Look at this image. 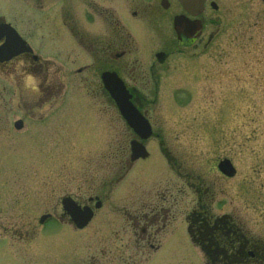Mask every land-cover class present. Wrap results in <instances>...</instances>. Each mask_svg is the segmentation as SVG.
<instances>
[{
	"label": "rangeland",
	"instance_id": "rangeland-1",
	"mask_svg": "<svg viewBox=\"0 0 264 264\" xmlns=\"http://www.w3.org/2000/svg\"><path fill=\"white\" fill-rule=\"evenodd\" d=\"M214 3L218 10L210 8L211 22L201 41L174 47L175 54L157 70L159 96L141 102L154 126L145 142L148 162L131 161L127 145L135 136L100 84L89 81L88 75L70 76L71 66L55 65L48 85L57 88L60 78L66 86L47 106L43 104L48 99L31 93L35 82L24 83L30 88L16 95L0 88V111H12L6 114L11 127L33 106L26 135L32 140L23 146L18 134L6 158L1 151L0 187L17 193L23 208L32 206L37 218L46 213L60 217V202L68 195H78L83 202L90 197L130 202L152 195L165 206L172 204L173 235L153 264H209L184 223L190 212L203 214L193 185L215 195L214 216L230 217L234 229L240 220L246 234L264 241V3ZM8 11L2 0L0 14ZM50 18L58 24L55 14ZM154 33L139 50L144 64L162 43L173 40L167 25ZM47 47L56 54L57 48ZM223 159L234 164V179L219 173ZM53 233L68 232L57 228Z\"/></svg>",
	"mask_w": 264,
	"mask_h": 264
},
{
	"label": "flooded vegetation",
	"instance_id": "flooded-vegetation-1",
	"mask_svg": "<svg viewBox=\"0 0 264 264\" xmlns=\"http://www.w3.org/2000/svg\"><path fill=\"white\" fill-rule=\"evenodd\" d=\"M4 1L9 11L7 15L0 14L3 93L16 95L22 88H30L23 86L24 83L35 82L30 91L48 99L43 104L47 106L49 98L56 97L66 86L60 78L57 88L48 85L52 67L71 66L67 69L70 76L88 75L89 81L98 82L103 95L118 111L105 88L107 77L116 76L153 129L152 119L141 102L159 96L161 77L157 70L175 54L176 45L190 47L201 41L211 22L210 8L218 10L214 0H207L203 9L195 12L186 11L178 0ZM53 14L57 25L52 24ZM163 25L171 29L173 40L162 43L149 62L142 63L140 48L149 43L148 35L155 34L156 28ZM48 45L57 48L59 54L57 50L52 55ZM27 109L33 110V106ZM30 110L22 111L25 115L15 119L12 127L10 116L6 115L12 111L3 115L0 111V157L10 154L8 148L15 144L18 134H22L19 141L23 146L32 140L33 137L27 138V120H32L27 116ZM127 128L130 129L128 125ZM133 135L135 138L127 145L129 151L131 143L139 140ZM35 141L39 144L38 139ZM144 145L148 149L145 142ZM123 166L129 170L130 164L125 162ZM193 186L190 188L197 193L202 204L198 208L203 214L190 212L185 215L184 223L190 239L210 258L209 264H264L263 239L246 234L240 220L234 229L225 217L214 216L211 205L215 195L209 196L208 190ZM64 199L72 200L77 218L65 210ZM155 199L152 195H142L137 201L106 202L101 197H90L83 202L78 195H68L60 202V217L46 213L37 218L32 206L23 208L17 193L10 194L0 187V264H153L173 235L171 226L176 221L173 205L165 206ZM102 207L103 213H99ZM85 209L93 218L84 227L78 226ZM99 216L101 222L96 224ZM57 228L68 233H53Z\"/></svg>",
	"mask_w": 264,
	"mask_h": 264
},
{
	"label": "water",
	"instance_id": "water-1",
	"mask_svg": "<svg viewBox=\"0 0 264 264\" xmlns=\"http://www.w3.org/2000/svg\"><path fill=\"white\" fill-rule=\"evenodd\" d=\"M180 1L184 6V8L187 9L189 12H192L191 10H193L194 12L202 10V5L205 2V0H180ZM179 25L180 24L177 23V26ZM114 90L115 92L112 95L116 100L121 110V113L125 115V117L129 120L131 127L141 137V139L147 140L148 138H150L152 135L150 126L145 121L144 122L136 121L134 116L137 114V112L132 109V105L128 102L127 94L126 93L123 94L122 92H120V90H116V89ZM132 152H133V156H132L133 161H136L139 158H146L148 156V153L146 152L145 148L142 145L135 142L132 144ZM219 169L221 170L222 173H224V175L230 178L235 176V170L233 169L231 162L228 160L223 161L220 164Z\"/></svg>",
	"mask_w": 264,
	"mask_h": 264
},
{
	"label": "bare ground",
	"instance_id": "bare-ground-1",
	"mask_svg": "<svg viewBox=\"0 0 264 264\" xmlns=\"http://www.w3.org/2000/svg\"><path fill=\"white\" fill-rule=\"evenodd\" d=\"M139 160H142V159H139ZM144 160H145V159H144ZM235 177H236V176H234V178H235ZM234 178H233V179H234Z\"/></svg>",
	"mask_w": 264,
	"mask_h": 264
},
{
	"label": "trees",
	"instance_id": "trees-1",
	"mask_svg": "<svg viewBox=\"0 0 264 264\" xmlns=\"http://www.w3.org/2000/svg\"><path fill=\"white\" fill-rule=\"evenodd\" d=\"M232 259V258H231Z\"/></svg>",
	"mask_w": 264,
	"mask_h": 264
}]
</instances>
